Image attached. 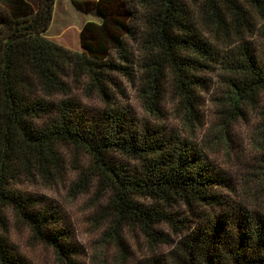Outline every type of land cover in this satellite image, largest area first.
<instances>
[{
	"label": "trees",
	"instance_id": "obj_1",
	"mask_svg": "<svg viewBox=\"0 0 264 264\" xmlns=\"http://www.w3.org/2000/svg\"><path fill=\"white\" fill-rule=\"evenodd\" d=\"M123 1L101 0L103 23H87L82 50L73 51L45 36L55 0H39L38 9L1 0L0 264H29L11 242V215L61 261L77 264L62 212L16 188L24 178L54 186L69 169L66 145L89 156L87 166H72V191L94 187L113 231L139 228L155 250L173 244L161 224L181 235L165 261L145 264H264L263 195L248 200L247 187L240 200L219 194L223 176L199 144L167 128L163 106L171 95L185 132L196 134L205 118L203 74L217 69L221 114L228 123L255 117L264 151V0H128L119 14L132 25L109 9ZM125 83L156 123L132 114ZM80 89L102 106L83 108L74 95ZM253 175L264 184V157ZM178 205L211 211L192 227L171 212Z\"/></svg>",
	"mask_w": 264,
	"mask_h": 264
},
{
	"label": "rangeland",
	"instance_id": "obj_2",
	"mask_svg": "<svg viewBox=\"0 0 264 264\" xmlns=\"http://www.w3.org/2000/svg\"><path fill=\"white\" fill-rule=\"evenodd\" d=\"M29 2L32 8L38 9L39 0H29ZM0 6L4 7L1 0ZM99 6L101 9L106 8V3H101V0H55L53 19L45 36L68 49L81 51L80 35L84 26L89 22L102 24L105 19ZM126 8H129L128 0L123 1L122 7L121 2L119 4L117 2L109 9L119 15L120 20L131 24L132 22L119 14L120 10ZM203 75L208 80L207 89L201 92L204 101L202 112L205 117L203 128L196 134L185 132L181 120L176 115V102L171 95L167 96L163 105L168 117L165 125L169 130L181 133L183 138L192 139L204 149L208 159L225 180L216 189L219 194L240 200L241 196H246L244 191L247 187L248 200L251 199L250 195L255 193L264 197V184L253 180L255 177L253 173L259 168L264 157V151H260L262 148L257 146L253 136L257 119L253 117L249 121L242 119L236 123H228L225 115L221 114L222 105L219 101L224 87L219 70L214 69ZM124 85L127 87L128 95L125 103L132 110V114L139 120H151L156 123L155 118L147 114L138 91L128 86V83ZM82 90H77L74 95L82 103L83 108L93 111L102 106L99 99L94 96L88 97ZM62 150L69 169L54 186L46 185L41 179L24 178L16 188L25 195L43 197L62 212L63 224L72 232L70 240L77 250L75 262L77 264H145L146 261L154 258L165 261L181 235H173L167 224H161L157 229L169 235L173 244L155 250L139 228L127 225L113 231L110 228L112 216L105 211V198L97 196L94 187L88 193L78 194L71 188L76 174L72 166L76 163L77 166H87L89 156L83 149H76L72 145H66ZM235 190H238V194L233 192ZM210 211L196 206L191 210L182 205L175 206L171 210L173 215L188 219V224L192 227L202 226ZM9 220L11 242L29 264H68L61 261L51 247L39 242L22 220L15 215L9 216ZM121 231L131 256L125 263L123 257L128 249L121 245L119 238Z\"/></svg>",
	"mask_w": 264,
	"mask_h": 264
}]
</instances>
